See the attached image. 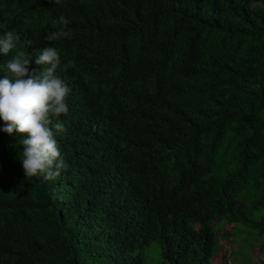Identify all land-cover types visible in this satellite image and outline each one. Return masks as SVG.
Wrapping results in <instances>:
<instances>
[{
    "label": "trees",
    "instance_id": "obj_1",
    "mask_svg": "<svg viewBox=\"0 0 264 264\" xmlns=\"http://www.w3.org/2000/svg\"><path fill=\"white\" fill-rule=\"evenodd\" d=\"M60 16L69 167L25 176L0 131V264H212L223 224L264 251V0H0L30 73Z\"/></svg>",
    "mask_w": 264,
    "mask_h": 264
},
{
    "label": "clouds",
    "instance_id": "obj_2",
    "mask_svg": "<svg viewBox=\"0 0 264 264\" xmlns=\"http://www.w3.org/2000/svg\"><path fill=\"white\" fill-rule=\"evenodd\" d=\"M56 23L62 27L47 36L53 46L44 48L35 60L37 65L44 66L39 74L35 70L29 72L30 56L25 47L18 49L19 34L9 30L0 35V54L8 55L17 49L6 63L8 74L0 79V120L5 125L0 131L26 137L21 140L24 148L20 158L24 174L45 181L57 179L69 167L55 139L63 131L62 122L55 118L67 114L70 88L57 75L61 57L54 42L71 38L72 33L65 30L69 21L64 16ZM31 43L24 41L25 46ZM71 65L69 61L61 70L66 71Z\"/></svg>",
    "mask_w": 264,
    "mask_h": 264
},
{
    "label": "rangeland",
    "instance_id": "obj_3",
    "mask_svg": "<svg viewBox=\"0 0 264 264\" xmlns=\"http://www.w3.org/2000/svg\"><path fill=\"white\" fill-rule=\"evenodd\" d=\"M233 225L223 224L218 228L219 234L230 231V237H220L219 247L216 256L212 259V264H260L264 262V251L260 249V244L256 243L257 237L250 229L238 225L231 231ZM224 238V239H223ZM144 264H161L159 245L151 241L141 251Z\"/></svg>",
    "mask_w": 264,
    "mask_h": 264
}]
</instances>
